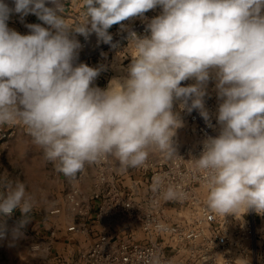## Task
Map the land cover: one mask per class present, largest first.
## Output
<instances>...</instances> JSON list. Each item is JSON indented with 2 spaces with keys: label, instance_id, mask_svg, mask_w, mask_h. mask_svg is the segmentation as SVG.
<instances>
[{
  "label": "clouds",
  "instance_id": "clouds-1",
  "mask_svg": "<svg viewBox=\"0 0 264 264\" xmlns=\"http://www.w3.org/2000/svg\"><path fill=\"white\" fill-rule=\"evenodd\" d=\"M13 2L10 8L0 0V125L22 123L66 178L105 156L124 168L142 167L151 151L177 155L180 112L198 110L213 127L205 107L213 80L218 134L190 158L203 173L207 207L224 217L264 216V0H82L84 20L73 25L64 0ZM157 7L147 34L129 31L134 54L126 74L95 86L102 67L75 63L76 34L95 33L111 44L113 25L123 28L121 22ZM12 13L33 14L48 27L28 24L30 33L22 35L8 27ZM188 80L195 83L182 86ZM164 195L183 194L169 186ZM33 206L22 181L0 194V221L21 214L13 238L23 235Z\"/></svg>",
  "mask_w": 264,
  "mask_h": 264
},
{
  "label": "built area",
  "instance_id": "built-area-1",
  "mask_svg": "<svg viewBox=\"0 0 264 264\" xmlns=\"http://www.w3.org/2000/svg\"><path fill=\"white\" fill-rule=\"evenodd\" d=\"M160 13L138 22L123 21V28L119 25L109 32L111 44L98 42L95 33L87 39L78 34L82 60L90 67H102L95 86L108 85L115 56H126L127 66L130 64L134 50L128 46L129 31L147 34V22ZM118 61L122 64L121 59ZM187 85V81L182 82V86ZM209 97L205 107L213 127L198 110L180 112L184 126L174 138L177 155L167 157L151 151L145 165L137 168H124L119 162L114 165L109 156L102 157L92 163L96 191L87 207L77 201L76 192L65 196L73 217L94 210L92 220L101 229L93 243L79 254L82 264H264V216L252 211L226 217L211 212L203 173L190 159L199 157L206 137L218 134L219 101ZM157 182L159 186L154 190ZM169 186L183 195L166 199L164 193ZM61 213L56 207L48 215ZM77 231L83 228L75 224L67 228L68 233Z\"/></svg>",
  "mask_w": 264,
  "mask_h": 264
},
{
  "label": "rangeland",
  "instance_id": "rangeland-1",
  "mask_svg": "<svg viewBox=\"0 0 264 264\" xmlns=\"http://www.w3.org/2000/svg\"><path fill=\"white\" fill-rule=\"evenodd\" d=\"M10 8L14 7L13 0H4ZM50 3H48V6ZM53 5H51L52 7ZM25 17L21 18V26L19 25L15 28H11L22 35L30 33V29L27 28L23 23ZM107 57L111 59V55L107 54ZM121 63L119 64V59ZM126 56H115V61L111 64L110 78L111 80L115 77H120L125 75V69L127 68L128 59L126 61ZM189 84L195 83L194 80H188ZM105 85L103 88H106ZM208 92H215V82L210 80L207 89ZM209 95V94H208ZM209 96H205V102L210 101ZM219 129V128H218ZM12 131L0 128V143H7L8 138L11 136ZM27 139L28 146L21 144L20 141ZM15 153L18 154H31V160H19L10 162L4 160V170L0 168V185L5 187L11 182L14 183L16 180L22 181L26 185V190L31 194L33 202L37 203L36 208H32L30 217L32 218L31 224H27L23 229V235L19 238H13L12 232L9 235H5L0 240V264H82L80 257L74 253L67 255L66 252L59 250L57 243L61 241L51 240V228L47 229L44 225L47 216L43 214L46 209L52 206L54 199L59 194L57 192L56 182L59 183L58 172L52 162L45 159L43 150L37 146L30 136L28 130L23 128L22 130L16 131L15 137ZM15 153H12L15 155ZM11 155V154H10ZM7 159V158H6ZM78 174V173H77ZM46 180V181H45ZM141 195V194H139ZM139 199H141L139 197ZM17 216L21 218V214L17 211ZM49 216V215H48ZM51 217V216H49ZM58 219V217H56ZM53 223H63L66 222L63 218L58 220H51ZM3 224V221H0ZM18 223V220L14 219V223L10 222L9 226L13 229ZM52 225V223H50ZM258 227L260 226V221L257 220ZM264 227V219L261 223ZM101 230V229H100ZM119 230V229H117ZM264 237V235H263ZM67 243V241L65 242ZM72 245V244H70ZM35 246V247H33ZM67 249V247H65Z\"/></svg>",
  "mask_w": 264,
  "mask_h": 264
},
{
  "label": "crops",
  "instance_id": "crops-1",
  "mask_svg": "<svg viewBox=\"0 0 264 264\" xmlns=\"http://www.w3.org/2000/svg\"><path fill=\"white\" fill-rule=\"evenodd\" d=\"M64 3H65V12L63 15L66 19V22L69 25H73L78 22H83L84 8L82 5V0H64ZM49 5L51 7L52 4H49ZM46 6H48V4H46ZM159 11H161V9L157 7L155 9H152L146 12L143 18L135 17V18H130L129 20H126V21L127 22H138V21L143 20L144 18H148L149 16H152L153 13H158ZM24 17L26 19L25 21L27 22H24L23 26L24 24L28 25V24L40 23L42 24V26L48 27L47 25H43V23L39 21L37 17L33 14H28L27 16H24ZM24 17H21L20 14L12 13L10 15V18L7 21L8 27L10 29L15 28V27L19 28L18 26L19 25L21 26L22 24L21 18H24ZM118 26L119 24L113 25L108 31L109 32L113 31ZM75 38L81 43V37L78 34H76ZM82 57H83V54H81V52H79L78 50V57L75 63L76 64L85 63L82 60ZM207 96H212L214 100L218 101L217 94L215 95V92L213 91L208 92ZM0 128L14 130V132L12 131L11 136L8 138L7 143H3V144L0 143V168L2 170L5 169L3 166L4 160L5 161L8 160L10 162L16 161L17 160L16 158H18L19 160H24V161H27L28 159L31 160V157H32L31 154L27 155V154H20V153L16 154L15 153L16 131L22 130L23 128H26V127L22 123L17 122L15 124L0 125ZM28 141L30 140L24 139L20 141V143L24 144L25 146H28ZM12 153H15V155H13ZM109 157L113 161L114 165H118V161L114 157H111V156ZM93 167H94L93 164H86L84 170L76 174V176L73 178H66L63 176L62 173L58 174V177L60 179L59 180L60 184H57L56 182V187H57V192H59V194L54 199V203L52 204V206L46 209L43 213L45 217L47 216L46 220L48 221L44 225L46 226L47 229L51 228V240L52 241L58 240V241L63 242V244L58 242L57 246H59V250H62V252H66L67 255L70 253H74L75 255L77 254V256H79V254L82 251L86 250L93 243V241L96 239L98 234L101 233L99 226L95 224V222L92 220L94 216V210L91 212L88 211V214L86 216L73 217L71 213V206L65 201V196L68 193L76 192L77 201H79L82 205L87 207L89 200L92 198L93 193L96 191L95 190V178H94L95 168ZM5 189L6 187L4 185H0V194L4 193ZM38 202L39 200L37 199V203ZM37 203L34 202L33 208H36ZM56 207H59L61 209V212H62L61 215L49 217L48 216L49 211ZM30 213H29V218L32 222ZM56 217H58V219L63 218L66 222H63L60 224L51 222L52 218L53 220H58L56 219ZM14 219L15 220L17 219L18 221L21 219L17 216V211L14 212L11 217H7L2 220L3 225L5 226L4 227L5 235H9L12 232V229L10 228L9 223L10 222L14 223ZM31 222L28 224H31ZM50 223H52V225ZM73 224H75L77 227H82L83 231L68 233L67 228ZM118 227L119 225L115 226L116 229H119ZM120 232L121 231L119 229L118 233ZM66 241L67 243H65ZM65 247H67V249Z\"/></svg>",
  "mask_w": 264,
  "mask_h": 264
}]
</instances>
